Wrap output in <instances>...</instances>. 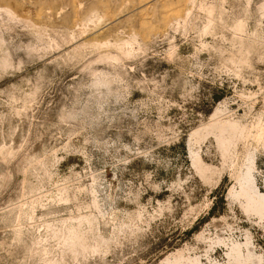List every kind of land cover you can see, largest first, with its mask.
Masks as SVG:
<instances>
[{"label": "rangeland", "instance_id": "rangeland-1", "mask_svg": "<svg viewBox=\"0 0 264 264\" xmlns=\"http://www.w3.org/2000/svg\"><path fill=\"white\" fill-rule=\"evenodd\" d=\"M0 10V264H227L248 232L264 264L229 195L255 150L264 192V0Z\"/></svg>", "mask_w": 264, "mask_h": 264}, {"label": "bare ground", "instance_id": "bare-ground-1", "mask_svg": "<svg viewBox=\"0 0 264 264\" xmlns=\"http://www.w3.org/2000/svg\"><path fill=\"white\" fill-rule=\"evenodd\" d=\"M0 11H2V10H0ZM4 11L7 14H10L13 16L15 15V13H13V11H10V9L6 10L4 8ZM263 127L258 128L256 130V132L254 134V139H253L254 144H256L257 146H261V147H264V130H262ZM254 129H253V132L255 131ZM248 135H250V133ZM248 135H246V137ZM251 136L253 137V134H251ZM248 137H250V136H248ZM225 142H226V144H228L227 140ZM191 146H192V144H191ZM222 146H224V145H222ZM229 146H230V144H229ZM256 152L257 151L255 150V151L249 153L246 162L240 168V170L236 173V175H235L236 176V182L231 187V189L229 191V195L233 199H235L236 201H239V203L241 204V207L243 208L245 213H247L250 217H255L258 220V224L262 228H264V192L261 190V188L259 187L258 182H257L258 177L256 176L257 175V162H256V155L257 154H256ZM246 234L247 235H246L244 242H238V241H234L231 238L225 239V238H221L218 236L215 239H212L210 241L211 242V244H209L210 248H212L213 245H215V244H223L227 250V258H228L227 264H257L256 262L261 264L263 262V257L261 255H257L253 251L254 250V243L252 241V235H250L249 232ZM185 253L186 252H184V249H177L176 251L169 253L158 264H186V263H188V264H201V258L199 256H194V257L188 256V255L186 256Z\"/></svg>", "mask_w": 264, "mask_h": 264}]
</instances>
